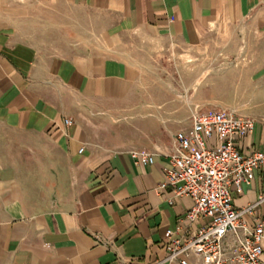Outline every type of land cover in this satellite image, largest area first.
Returning <instances> with one entry per match:
<instances>
[{"label": "crops", "instance_id": "0c3cea01", "mask_svg": "<svg viewBox=\"0 0 264 264\" xmlns=\"http://www.w3.org/2000/svg\"><path fill=\"white\" fill-rule=\"evenodd\" d=\"M131 33L146 62L209 66L213 91L223 75L225 108L255 122L239 146L264 152V0H0V264H177L165 234L193 200L159 186L193 110L159 120L168 111L140 103L142 68L117 55ZM102 114L170 132L118 147L92 136ZM142 150L153 163H136ZM232 192L238 207L255 202L264 168Z\"/></svg>", "mask_w": 264, "mask_h": 264}, {"label": "built area", "instance_id": "2783aa9c", "mask_svg": "<svg viewBox=\"0 0 264 264\" xmlns=\"http://www.w3.org/2000/svg\"><path fill=\"white\" fill-rule=\"evenodd\" d=\"M189 129L174 135L168 154L171 167L159 189L173 188L174 197L188 195L193 205L185 225L168 229L164 261L177 264H264V193L244 207L234 203L238 192L264 168V152L244 149L238 140L252 134V118L226 108L196 107ZM72 124L70 118L65 119ZM83 150V149H82ZM136 163L151 164L155 154L133 151ZM197 224L195 228H192Z\"/></svg>", "mask_w": 264, "mask_h": 264}, {"label": "rangeland", "instance_id": "374dc122", "mask_svg": "<svg viewBox=\"0 0 264 264\" xmlns=\"http://www.w3.org/2000/svg\"><path fill=\"white\" fill-rule=\"evenodd\" d=\"M140 35L138 33L126 35L124 38L125 47L117 55L140 64L142 77L138 88L141 92L140 95L145 96L139 99L140 103L147 104L151 108L168 111L165 113L167 117L158 114L161 118L159 120H162L163 117L168 119V114L172 115L170 112L176 113L177 117L181 118L188 116L196 107L203 110L225 108V79L223 75L221 81L217 83V88L213 91L209 88V74L207 73L209 66L194 67L189 63L169 59L161 54L156 60L146 62L145 49L148 50L149 47L142 44L137 45L141 42ZM200 72L205 76L201 84L197 81ZM147 89L152 90V93H145L144 91ZM142 118L143 115L140 114H102L94 116V122L88 121L87 125L93 128L92 136L97 140L102 139L103 142H106L109 135H113L112 142L114 143H111L118 147L127 143L139 142L140 146L136 144L139 147L154 148L160 141L156 138H154L155 141H152L146 132L152 135L166 132L168 135L170 131L159 130L157 126L153 125L149 129L143 130ZM184 128L189 129L190 126ZM131 133L139 136L134 138Z\"/></svg>", "mask_w": 264, "mask_h": 264}]
</instances>
